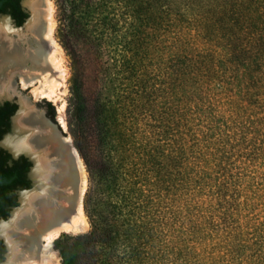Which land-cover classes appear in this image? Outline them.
Here are the masks:
<instances>
[{
	"label": "trees",
	"instance_id": "1",
	"mask_svg": "<svg viewBox=\"0 0 264 264\" xmlns=\"http://www.w3.org/2000/svg\"><path fill=\"white\" fill-rule=\"evenodd\" d=\"M56 2L97 64L67 125L90 229L53 240L59 264H264V0Z\"/></svg>",
	"mask_w": 264,
	"mask_h": 264
},
{
	"label": "bare ground",
	"instance_id": "2",
	"mask_svg": "<svg viewBox=\"0 0 264 264\" xmlns=\"http://www.w3.org/2000/svg\"><path fill=\"white\" fill-rule=\"evenodd\" d=\"M37 2V0L30 2L33 11L31 23L33 29L36 27L35 32L38 37L36 47L31 49V53L26 58L20 56L8 59L11 60L12 65L18 63L29 65L34 72L33 76H28L29 83H33L38 78L40 94L51 98L55 89L64 86L63 72L59 65L62 53L51 37L54 27L52 4L49 0L38 2L39 6L46 8L45 17L35 9ZM6 52L12 53L11 50ZM5 57L7 56L0 45V73L1 69L8 65ZM44 121L43 137L39 134L32 146L34 150L28 152H35L34 167L30 176L35 181L36 188L19 193L21 207L14 209L9 224L0 226V237L4 239L9 252L4 264H58L57 255L50 248V243L52 244L53 240L62 233L82 232L86 225L81 204L86 181L80 158L72 146H60L54 127ZM57 121L61 125L60 128L64 127L61 117H58ZM21 139L7 136L3 140V146L13 153L23 149L27 151V145L26 143V146L23 145ZM64 140L70 142L66 137ZM44 144L51 150L48 158H43ZM55 154L57 157L53 162L57 171L50 173L48 165H51V156L54 158ZM35 155H39L38 158ZM49 174H53L54 183L43 185Z\"/></svg>",
	"mask_w": 264,
	"mask_h": 264
},
{
	"label": "flooded vegetation",
	"instance_id": "3",
	"mask_svg": "<svg viewBox=\"0 0 264 264\" xmlns=\"http://www.w3.org/2000/svg\"><path fill=\"white\" fill-rule=\"evenodd\" d=\"M32 1L35 0H3V3L0 1V45L7 56L5 59L8 64L1 69L0 73V93L7 92L6 96L0 98V110H3L0 120V142L5 135L12 134L10 136L22 138L21 143L23 145L26 143L27 145V151L23 149L16 153L8 151V148V150H5L0 145V151L7 156L6 165H16L20 169L16 178L5 181L7 185L5 195L9 203L4 207L5 215L1 216L0 214V220L2 221L8 215H11V212L18 205V201L20 202L19 192L30 188L31 179L29 171L32 164L26 152L34 150L32 146L35 144V138L39 134L43 137L44 130L42 125L45 122L44 120L52 121L46 108H44V112L34 110L33 106H35V103L33 105L21 95L23 91H27V88L29 86L32 87L36 82L35 79L33 83H29L28 76H33V70L26 64L22 65L18 63L12 65L11 60L8 59L9 57L20 56L26 58L31 53V49L36 47V42L38 41L35 32L36 27L33 29V24L31 23L33 11L30 2L32 3ZM37 1L39 2L40 0ZM38 2L35 9L43 15V7L39 6ZM8 50H11L12 53L6 52ZM36 75L39 76L38 74ZM7 83L9 86H6ZM31 95L33 98H40V96L35 97L33 96L34 94ZM2 182L0 181V183ZM3 241L0 239V247L2 248L1 262L5 254L8 253V250L6 253Z\"/></svg>",
	"mask_w": 264,
	"mask_h": 264
},
{
	"label": "rangeland",
	"instance_id": "4",
	"mask_svg": "<svg viewBox=\"0 0 264 264\" xmlns=\"http://www.w3.org/2000/svg\"><path fill=\"white\" fill-rule=\"evenodd\" d=\"M23 1V0H22ZM52 4V19L54 21V27L52 29L51 32V37L52 39L56 42V44L60 47L61 49V60H60V67L61 70L63 72V82H64V86L60 89H55L54 95L51 98H46L44 96H42V94H40V91L38 90V87L40 85V81L37 78L35 81V84L31 87L29 86L27 88V91H23V93L21 94L22 97L28 99V102H31L33 105L35 103V106H33L34 110H37L39 112H44L45 111V103H49L50 106L53 109V121H51L52 124L57 126L58 130H62L65 132L64 136L66 137V139H69L72 146V139L71 136L68 132V121L71 119L72 116V102L74 101L76 92H78V94L83 95L84 97H88L92 91H94L95 88V84H96V78H97V64L96 61L94 59V57L92 56V53L90 52V50L87 47H83V46H78V47H73L72 44H68L65 47H63L60 43V24L58 21V9H57V2L56 0H49ZM44 4V3H43ZM44 11V16L46 17V8H43ZM32 72V71H30ZM41 76V75H39ZM6 86H9L8 83L6 84ZM31 91V93H30ZM64 91V92H62ZM31 94H34L33 96L38 97L40 96V98H33ZM36 94V95H35ZM7 95V92L5 93H0V98L4 97ZM43 97V99H41ZM61 117L62 121H63V126L61 127V125L58 124L57 118ZM12 134H7L5 135V137L10 136ZM1 140L2 145H3V140L4 138ZM5 150H8L5 146H2ZM74 148V146H73ZM75 149V148H74ZM10 151V150H8ZM76 151V149H75ZM77 153V151H76ZM78 155V153H77ZM78 157L80 158V156L78 155ZM81 164L83 166V171H84V176H85V181H86V187H85V191L87 189V173L85 170V166L82 162V159L80 158ZM34 188V186L32 184H30V188L28 191H32ZM84 191V193H85ZM84 193L82 195V200H83V196ZM82 204V201H81ZM21 207L20 202L18 201V205L15 207L16 209H19ZM14 211V210H13ZM11 215H8V217L4 220V221H0V226L4 225V224H9V222L11 221ZM83 211V209H82ZM84 214V212H83ZM85 220H86V225L83 229L82 232L76 233V234H80V233H85L88 232L90 229L88 220L84 214ZM12 227V226H11ZM73 233H62L59 236H63V235H76ZM58 236V237H59ZM1 240H4L2 238V236L0 237ZM9 252L6 254L8 255ZM57 255V254H56ZM58 258V255H57ZM7 260L3 259L1 264H4ZM58 264H59V258H58Z\"/></svg>",
	"mask_w": 264,
	"mask_h": 264
},
{
	"label": "water",
	"instance_id": "5",
	"mask_svg": "<svg viewBox=\"0 0 264 264\" xmlns=\"http://www.w3.org/2000/svg\"><path fill=\"white\" fill-rule=\"evenodd\" d=\"M46 122H48L50 125H52L53 127H54V131H55V135H56V137H57V139H58V142H59V144H60V146L62 145L63 147H66L67 145H69V146H72V144H71V142H69V143H67L64 139H65V136H64V134H65V132L64 131H62V130H58L57 129V126L56 125H54V124H52L51 122H49V121H46ZM28 132V131H27ZM26 132V133H27ZM5 137V136H4ZM35 137H37V136H35ZM34 137V138H35ZM2 142H0V145L1 146H3L2 144H1ZM72 148H73V146H72ZM43 150H44V156H43V158H48V156H50V153H51V150L49 149V147L47 146V145H43V148H42ZM74 149V148H73ZM75 150V149H74ZM28 152H26V154H27ZM34 154H35V152L34 151H32L31 153H28L27 155L29 156V159L31 160V164H32V166H31V168H30V171H29V177H30V179H31V184L34 186V188H36V183H35V181L31 178V176H30V174H31V170H32V168L34 167ZM39 156V155H38ZM38 156H36L35 155V157H37L38 158ZM57 156H56V154L54 155V158L51 156V159H50V162H51V165H48V168H49V170H50V173H51V171H53L54 173L57 171L56 169L57 168H55V163L53 162V160L56 158ZM55 170V171H54ZM53 174H49V176L47 177V178H45V184L43 183V185H46V184H48V185H50V184H53L54 182L52 181L53 179ZM23 192H26V190H24V191H21V192H19V193H23ZM0 221H2V220H0ZM3 243H4V245H5V247H6V253H7V246H6V244H5V242L3 241ZM53 243V242H52ZM44 244V243H43ZM50 248L56 253V250L53 248V245L50 243ZM57 254V253H56ZM4 259H6V254H5V256H4ZM2 262H0V264H1Z\"/></svg>",
	"mask_w": 264,
	"mask_h": 264
}]
</instances>
